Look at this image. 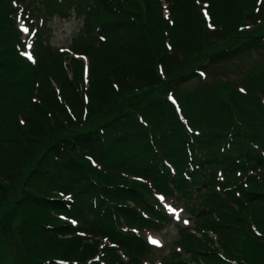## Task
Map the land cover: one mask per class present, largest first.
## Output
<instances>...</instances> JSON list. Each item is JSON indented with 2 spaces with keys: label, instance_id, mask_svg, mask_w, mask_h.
<instances>
[{
  "label": "trees",
  "instance_id": "1",
  "mask_svg": "<svg viewBox=\"0 0 264 264\" xmlns=\"http://www.w3.org/2000/svg\"><path fill=\"white\" fill-rule=\"evenodd\" d=\"M165 1L167 18L162 0H0V202L33 224L23 223L26 264H125L79 232L141 259L151 251L142 233L173 221L159 195L187 202L193 229L218 243L187 230L193 259L163 264H264V65L240 87L172 92L193 67L247 48L239 34H264V23L240 27L256 0ZM67 13L81 18L68 48L87 57L84 89L80 60L66 68L68 52L42 40L46 18Z\"/></svg>",
  "mask_w": 264,
  "mask_h": 264
},
{
  "label": "rangeland",
  "instance_id": "2",
  "mask_svg": "<svg viewBox=\"0 0 264 264\" xmlns=\"http://www.w3.org/2000/svg\"><path fill=\"white\" fill-rule=\"evenodd\" d=\"M204 10L205 9L203 8L202 11L204 12ZM247 11L253 12L254 18L249 21L245 20L241 23L240 27L242 29L251 30L255 25L264 23V0H256V6H248ZM161 15L164 18L168 17L167 7L164 5H162ZM18 23L20 24L21 22L18 21ZM80 24V18L75 15H68V13L65 14V16L58 14L51 15L45 20L44 28L42 30V40L44 41V44H49L51 47H55L56 49L57 47H66L70 45L74 48L73 39L78 37ZM262 28H264V26ZM258 30L259 29H255L252 33L257 34ZM23 34L25 33L23 32ZM262 36L252 37L253 42H258V45L255 46L253 45V42H247L249 36H247L245 32L239 34L235 41H245V44L248 45L247 48L237 52L231 59L220 60L212 64H207L204 66V69H197L198 66L193 67V76L181 83H178L177 87L174 86L172 92L175 94L191 93L200 96H207L212 92L221 90L223 85L231 86L232 88L237 85L240 87L243 80H247L250 75L264 65V40L261 39ZM226 43L229 44V41ZM75 49H80V47L77 45ZM63 51L68 52V55L65 54L63 56V64L66 68H70L71 58L80 60L83 71V79L78 82V86L84 89L87 85V57H84V54L74 53L71 50ZM26 52H29L28 47ZM194 69H196L197 73L194 72ZM168 85L169 84L164 85L165 91H169V88L167 89ZM129 93H135V90H132L131 92L129 91ZM155 94L156 92H152L151 97ZM160 200L162 205L173 216L174 222L166 226L160 232L144 233L149 241L156 240L159 244H153L150 254H144L141 259L129 261V259H123L122 253L118 249L115 251L105 250L107 246H112V244L107 243L102 237H99L95 233V235L82 234L80 241L85 243H93L97 241V250L101 252V255L105 256L109 259V261H113L114 263H119L121 261L120 259H123L125 264H163L169 260H176L173 259L176 257L175 253H177V257L180 258L178 260L189 261L193 259L189 252L184 251L181 243L183 234L184 232H187V230L193 233L197 238H202L201 240H195L196 244H200L201 246L206 244L207 246L209 245L211 247L218 248L216 234L213 231L205 229L206 231L202 230L199 232L193 229L195 222L192 218H190L192 216L190 211L185 208V204L188 205L187 202L184 201L185 203H183L180 199H173L170 197L169 199L160 198ZM14 206L15 203L6 205L0 202V264H26V262L21 259V253L29 254L32 252L31 245L25 247L24 241H27L29 244L31 241L28 237L23 236L25 229L23 223L26 224V227L33 224L26 218L25 213H23L21 209L16 208L15 211ZM183 209L185 210L183 211ZM256 215H259V213H256ZM66 220L73 223L72 220ZM179 226H181L182 230H180ZM35 232L36 229L32 231V233ZM202 232L207 233V237L210 238L211 242L206 237L203 238ZM80 243L81 242H78L77 245ZM79 248H83V245L80 244ZM196 253L197 252H194L197 258H199L200 255ZM93 260L99 261V259ZM101 262L107 264L106 261Z\"/></svg>",
  "mask_w": 264,
  "mask_h": 264
},
{
  "label": "snow or ice",
  "instance_id": "3",
  "mask_svg": "<svg viewBox=\"0 0 264 264\" xmlns=\"http://www.w3.org/2000/svg\"><path fill=\"white\" fill-rule=\"evenodd\" d=\"M21 31L24 32L25 34H27L29 30H28L26 27H24L23 25H21ZM241 91H243V89H242ZM173 211H174V210H173ZM151 242H152L153 244H157V245L159 244V242L156 241V240H151Z\"/></svg>",
  "mask_w": 264,
  "mask_h": 264
}]
</instances>
